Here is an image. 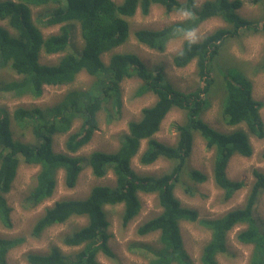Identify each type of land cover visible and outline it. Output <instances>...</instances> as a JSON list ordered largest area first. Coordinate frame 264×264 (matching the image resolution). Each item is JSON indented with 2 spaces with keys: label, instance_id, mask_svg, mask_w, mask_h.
I'll list each match as a JSON object with an SVG mask.
<instances>
[{
  "label": "trees",
  "instance_id": "1",
  "mask_svg": "<svg viewBox=\"0 0 264 264\" xmlns=\"http://www.w3.org/2000/svg\"><path fill=\"white\" fill-rule=\"evenodd\" d=\"M243 4V0H206L201 5H197V0H123L120 4L112 0H0V22L6 20L15 31L12 34L0 25V67L9 65L22 76L19 80L4 83L5 91L14 92L19 97L30 95L39 98L44 86L71 84L82 71L96 78L90 91L71 92L64 103L44 109L18 108L14 111V121L32 129L36 138L34 145L14 140L10 117L0 111L1 224L7 228L12 226V208L5 195L10 192L21 158L40 168L36 185L27 197V202L32 206L52 195L59 170L65 172L67 185L73 187L84 169V161L95 177L102 178L108 170H112L116 178L114 188L96 187L85 199L62 200L48 208L36 222L34 234L39 236L71 217H84L87 219L86 225L63 240L66 246L79 249L69 257L58 247H52L42 254L30 253L26 256L28 264H101L98 259L100 254L114 258L115 253L109 244L111 235L105 206L122 204L123 223L126 225L141 212L140 193L157 195L163 208L159 216L138 228L140 236L159 233L162 245L158 251L159 257L150 260L149 264H190L184 249L181 222H198L211 233V239L200 258L201 264H219L217 256L227 252L228 233L239 226H244V229L237 234V241L253 247L249 264H264V229L254 215L256 203L264 192L263 171L253 170L255 182L245 205L221 218L200 219L197 210L185 208L174 194L183 175L197 185L208 180V176L200 170H186L196 136H200L206 147L215 152L213 174L216 184L223 190L224 201H229L245 185L243 181L227 176L231 159L236 155L253 156L251 135L264 138L261 118L264 103L253 97V81L243 70L235 78H224L226 97L224 104H221L220 114L228 126L233 128L244 124L247 131L236 129L224 133L206 123L202 116L212 106L214 80L210 74V64L220 53L225 40L239 37L243 31L264 32V13L260 22L248 20L238 12ZM154 6L164 8L167 14L176 11L187 14L184 19L162 29H140L134 33L139 43L159 53L165 52L170 40L185 36L210 18L219 17L228 24V28H218L201 41H185L174 56L173 63L177 68H184L196 61L200 83L192 90L177 89L166 79L163 68L152 71L134 54H114L108 64L102 60L103 54L128 42L130 19L138 12L147 16ZM33 8L44 9L47 13L46 24L61 25L60 32L44 38L33 21ZM72 20L79 23L84 40L80 57L69 53L53 69L39 66L37 55L40 52L58 54L68 48L72 36L65 24ZM260 69L264 71V55ZM132 78L142 83L137 95L152 93L157 98L156 102L142 109L139 121L129 123L128 134L115 152L97 151L87 158L77 156L76 153L90 142L98 129L96 115L101 103L111 104L112 116L108 109L101 108L110 119L115 118L114 113L120 114L122 84ZM175 109L183 111L186 120L176 126L178 139L171 146L158 141L154 135ZM77 119H81L82 124L80 130L66 140V152H55L54 136L69 132ZM143 140H147V147L140 162L147 165L160 158L169 160L174 164L169 174L161 177L140 176L132 169L131 161L139 152ZM186 191L190 192V188H186ZM21 241L0 237V264H8V253Z\"/></svg>",
  "mask_w": 264,
  "mask_h": 264
},
{
  "label": "rangeland",
  "instance_id": "2",
  "mask_svg": "<svg viewBox=\"0 0 264 264\" xmlns=\"http://www.w3.org/2000/svg\"><path fill=\"white\" fill-rule=\"evenodd\" d=\"M120 4L123 0H112ZM184 1V0H179ZM206 0H197V5H201ZM243 6L238 10L240 16L253 22H260L264 13V0H243ZM42 8H33V21L41 30L44 38L60 32L61 25L49 26L46 24L47 16ZM187 16L186 13L176 11L167 14L164 8L154 6L151 13L143 16L138 12L130 19L131 35L124 45L113 49L102 55V60L108 64L114 54H134L152 71L163 68L166 79L177 89L189 91L196 88L200 81L196 66V61L191 62L184 68H177L173 63V58L187 40L201 41L207 35L213 33L218 28H228V24L219 17L210 18L202 23L198 28L183 37L169 41L165 52H157L139 43L134 33L140 29L158 30L179 22ZM0 25L7 28L12 34L15 31L10 28L6 20ZM71 33V40L68 48L58 54H48L44 51L37 55V64L42 67L55 68L63 56L72 53L80 57L84 50V40L81 35V28L78 22L72 20L65 24ZM264 55V32H245L239 37L226 39L220 53L210 64V74L214 80L212 88V106L203 113V119L213 128L224 133H231L236 129L247 127L241 124L237 127H230L224 123L221 117L222 103L225 102L226 92L225 77H236L243 70L245 75L253 81V97L264 103V71L260 69V64ZM16 71L8 66L0 67V111L6 112L10 117V125L14 140L34 145L36 138L30 127H22L13 119V113L18 108H48L64 103L66 97L75 91H90L96 78L90 76L86 71L80 72L75 81L68 85L44 86L43 94L39 98L33 96H17L14 92L5 91L3 84L13 80L21 79ZM141 80L132 78L122 84V109L120 114L110 119L102 107L111 110V104L101 103V108L96 115L98 129L89 143L83 146L76 155L87 158L93 152H115L123 137L128 134L130 122L139 121L142 117V109L152 106L156 102V96L152 93L137 95L141 86ZM97 94V93H95ZM102 101V100H100ZM94 105V104H93ZM112 111L110 115L112 116ZM261 118L264 123V106L261 109ZM186 120L185 114L181 110H173L162 122L159 131L154 138L167 145H175L178 132L177 125L183 124ZM81 119L75 120L71 130L64 134H57L53 139V148L57 153L66 152L65 143L72 133L80 130ZM141 147L136 157L131 161L132 169L140 176L161 177L172 171L173 163L164 158H160L154 163L143 164L140 162L142 153L147 147V140L141 142ZM251 143L254 154L251 157L234 156L228 166L227 176L232 180L243 181L244 187L236 192L229 201H224L223 190L218 187L213 174V164L215 152L206 147V143L200 136H196L192 155L188 161L187 171L197 169L208 176V180L202 184H194L186 175L182 176L181 182L176 187L175 197L185 208L195 209L199 212L200 219H217L228 212L243 207L247 201L252 184L255 182L253 170L264 172V138L258 139L251 135ZM80 172L79 178L73 187L67 185L66 174L59 170L55 178V186L52 195L36 206L29 205L27 197L36 185V177L40 171L39 166L26 163L22 158L19 163L16 178L14 179L10 192L5 195L7 203L12 208V226L7 228L0 222V237L10 240H22L20 245L14 247L7 257L8 264H28L26 256L30 253H46L52 247H58L65 256H71L79 248H71L64 244L65 237L84 227L87 219L84 217H71L67 221L53 225L39 236L34 234V227L40 217L48 208L62 200L85 199L96 187L114 188L115 175L112 170L102 178L93 175L92 169L85 165ZM190 188V192L186 188ZM139 198L142 203L140 214L128 224L123 223L124 206L122 204L105 206V213L109 221L110 247L115 253L114 258H109L104 254L98 256L101 264H149L150 260L158 258L159 248L162 247L159 241V233L146 236L138 234V228L148 220L159 216L163 208L159 205L157 195L140 193ZM255 217L260 221L264 229V192L260 195L256 203ZM244 229L239 226L227 235V252L219 254L217 260L219 264H249L253 247L244 245L237 241V234ZM180 230L184 242L185 252L189 256L190 264H201L200 258L205 245L211 239V233L202 227L198 222H181Z\"/></svg>",
  "mask_w": 264,
  "mask_h": 264
},
{
  "label": "clouds",
  "instance_id": "3",
  "mask_svg": "<svg viewBox=\"0 0 264 264\" xmlns=\"http://www.w3.org/2000/svg\"><path fill=\"white\" fill-rule=\"evenodd\" d=\"M164 28V27H163ZM162 29V28H161Z\"/></svg>",
  "mask_w": 264,
  "mask_h": 264
}]
</instances>
